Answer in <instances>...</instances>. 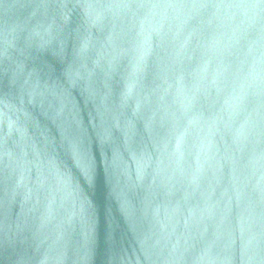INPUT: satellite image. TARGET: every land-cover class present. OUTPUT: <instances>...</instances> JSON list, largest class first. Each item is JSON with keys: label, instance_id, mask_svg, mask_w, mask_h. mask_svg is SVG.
I'll list each match as a JSON object with an SVG mask.
<instances>
[{"label": "water", "instance_id": "95a60500", "mask_svg": "<svg viewBox=\"0 0 264 264\" xmlns=\"http://www.w3.org/2000/svg\"><path fill=\"white\" fill-rule=\"evenodd\" d=\"M0 264H264V0H0Z\"/></svg>", "mask_w": 264, "mask_h": 264}]
</instances>
